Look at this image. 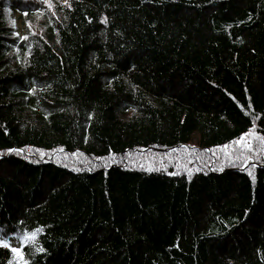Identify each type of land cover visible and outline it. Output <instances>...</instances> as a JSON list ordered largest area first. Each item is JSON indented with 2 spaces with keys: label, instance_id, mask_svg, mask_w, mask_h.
I'll return each mask as SVG.
<instances>
[{
  "label": "trees",
  "instance_id": "1",
  "mask_svg": "<svg viewBox=\"0 0 264 264\" xmlns=\"http://www.w3.org/2000/svg\"><path fill=\"white\" fill-rule=\"evenodd\" d=\"M249 131L264 0H0V237L40 229L28 264H264V144L217 147Z\"/></svg>",
  "mask_w": 264,
  "mask_h": 264
},
{
  "label": "snow or ice",
  "instance_id": "2",
  "mask_svg": "<svg viewBox=\"0 0 264 264\" xmlns=\"http://www.w3.org/2000/svg\"><path fill=\"white\" fill-rule=\"evenodd\" d=\"M65 3H67V0H65ZM26 15V13H25ZM101 23H106V20H102ZM21 39H26V37H21ZM31 92V90H30ZM249 107H251L249 105ZM133 111H135L133 109ZM89 119H91V116H89ZM255 137L256 139L260 140L262 144H264V137L262 136H259L257 135L256 133L252 132V131H249V132H246V133H243L239 138L233 140L230 142V144H235V145H238L240 146V148L243 150V149H247L248 151H253V147H252V143H251V140H246L245 137ZM229 144H224V145H218L217 147L220 148L225 156H228L229 157V163H232V157L230 155V152L228 151L229 149ZM9 153L11 152H14V151H18V150H14V149H8L7 150ZM60 151H63V149H61ZM173 151H176L175 149H173ZM260 151L262 153H264V149H260ZM37 153L43 157L44 155V152L42 150H37ZM78 153H72L71 155H77ZM215 155V153H213ZM82 155V154H80ZM243 155V152H241V156ZM244 159V162L247 163V160H248V157H243ZM255 164L252 165L253 168H255ZM147 171H153V170H156V171H159L160 169L159 168H147L146 169ZM220 170H223L222 168ZM178 174V173H176ZM249 175L251 176L252 174L249 173ZM254 179V177H253ZM2 231V230H0ZM41 231L40 229H36L35 232H39ZM35 232H32V233H25L22 237V243H21V247H13L10 243H8L5 239H0V247L2 248H5L7 249L8 251H10L12 254H14L15 257L18 258L20 264H28V261H26L24 259V252L22 251V247L27 244L29 241H34L36 239V235H35ZM38 252H43L44 249L43 248H38L37 249ZM9 264H12L11 261H9Z\"/></svg>",
  "mask_w": 264,
  "mask_h": 264
},
{
  "label": "rangeland",
  "instance_id": "3",
  "mask_svg": "<svg viewBox=\"0 0 264 264\" xmlns=\"http://www.w3.org/2000/svg\"><path fill=\"white\" fill-rule=\"evenodd\" d=\"M18 18H19V16L17 17L16 16V30H18V28H19V26H20V24H21V22L18 20ZM22 25V24H21ZM18 32V31H17ZM16 32V33H17ZM245 139L246 140H251V143H252V147L254 148L256 145H255V137L253 136V137H245ZM258 148H254V150L253 151H256ZM229 152H230V155H231V157H232V162H234V161H238V160H240L241 159V152H242V149L240 148V146H238V145H236L235 146V148H233V149H231V150H228ZM243 151L245 152L246 150L245 149H243ZM221 158L223 159V162H229V157L228 156H225V154L224 155H222L221 156ZM152 167V166H151ZM0 239H1V237H0ZM14 245L13 246H15V244H16V242L13 240V242H12Z\"/></svg>",
  "mask_w": 264,
  "mask_h": 264
},
{
  "label": "built area",
  "instance_id": "4",
  "mask_svg": "<svg viewBox=\"0 0 264 264\" xmlns=\"http://www.w3.org/2000/svg\"><path fill=\"white\" fill-rule=\"evenodd\" d=\"M25 32H26L25 27H24L23 25L20 24L17 33L21 36V35L25 34Z\"/></svg>",
  "mask_w": 264,
  "mask_h": 264
}]
</instances>
